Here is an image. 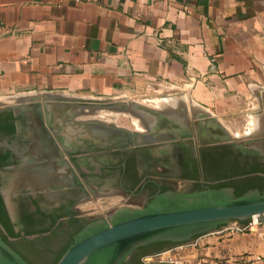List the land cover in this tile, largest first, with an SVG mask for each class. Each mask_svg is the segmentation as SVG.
<instances>
[{"label": "crops", "instance_id": "1", "mask_svg": "<svg viewBox=\"0 0 264 264\" xmlns=\"http://www.w3.org/2000/svg\"><path fill=\"white\" fill-rule=\"evenodd\" d=\"M155 83L238 128L242 106L264 98V0H0V106L20 107V129L58 130L74 121L65 107L77 99L113 102ZM174 254L264 264V223L225 226L144 261Z\"/></svg>", "mask_w": 264, "mask_h": 264}, {"label": "flooded vegetation", "instance_id": "2", "mask_svg": "<svg viewBox=\"0 0 264 264\" xmlns=\"http://www.w3.org/2000/svg\"><path fill=\"white\" fill-rule=\"evenodd\" d=\"M74 107V121L46 131L36 123L20 129L25 116L0 106V235L30 264H56L83 227L107 217L112 208L86 207L98 197L142 206L165 190L264 188V98L256 133L246 140L181 103L141 114L134 130L97 117L79 125L93 108ZM167 243L149 244L124 264H146Z\"/></svg>", "mask_w": 264, "mask_h": 264}, {"label": "water", "instance_id": "3", "mask_svg": "<svg viewBox=\"0 0 264 264\" xmlns=\"http://www.w3.org/2000/svg\"><path fill=\"white\" fill-rule=\"evenodd\" d=\"M74 102L65 107L68 114H75V105L123 108L138 115L165 113L139 103L96 99H77ZM32 106L34 117L43 126V111L39 105ZM78 123L90 126L86 122ZM48 138L52 140L49 133ZM12 145L18 147L19 142L14 141ZM27 171L24 167L23 173ZM112 209L107 217L95 219L83 227L56 264H123L134 251L152 243H175L170 248L194 243L197 236L225 226L242 228V222L251 220L253 216L257 217L258 223H264V188H251L239 195L230 186L197 191L165 190L145 205H122ZM0 264L30 263L0 235Z\"/></svg>", "mask_w": 264, "mask_h": 264}, {"label": "rangeland", "instance_id": "4", "mask_svg": "<svg viewBox=\"0 0 264 264\" xmlns=\"http://www.w3.org/2000/svg\"><path fill=\"white\" fill-rule=\"evenodd\" d=\"M172 90L162 88L158 83L150 85L145 88L143 92L132 93L129 98L118 99L113 102H120L123 104H133L139 103L144 106H148L153 109L164 110L168 109L171 105L176 104V99L172 96ZM167 97V98H166ZM109 101V100H107ZM112 102V101H109ZM159 103H163L164 105L157 106ZM260 104L256 103L254 99H250L244 106H242V111L237 116L238 119V128L231 129L228 128L225 123L220 122L227 130L228 134L231 137H236L238 139L246 140L250 139L254 136L256 132H253L254 129L257 128L259 123V117L257 108ZM91 114L93 117L96 116L100 120L105 121H114L115 124L126 127L127 129L134 130L136 128H141L142 126L139 123L140 115L132 110H125L123 108H100L97 112L94 110ZM90 114V113H87ZM83 114V115H87ZM89 115V116H91ZM87 117V116H86ZM120 201L118 198H102L98 197L96 201H92L88 206H92L91 209L99 210V213L106 212L111 208H116L120 206ZM128 205V204H127ZM132 206H138L135 204H130ZM178 257V255L174 254ZM151 264H167L166 262L159 263L155 259L151 260Z\"/></svg>", "mask_w": 264, "mask_h": 264}, {"label": "trees", "instance_id": "5", "mask_svg": "<svg viewBox=\"0 0 264 264\" xmlns=\"http://www.w3.org/2000/svg\"><path fill=\"white\" fill-rule=\"evenodd\" d=\"M261 189H263V188H261ZM244 191H236V194L237 195H239V194H241V193H243ZM251 220H247V221H245V222H242V224L244 225V226H246V225H248V223L250 222ZM8 231H9V234H10V236H15V233L13 232V230H11V229H8ZM4 239L5 240H7V238L6 237H4ZM73 241V239H71V241L64 247V249H63V251L60 253V257H61V255L65 252V250L69 247V245L71 244V242ZM167 244H169V245H167L165 248H162V249H159V250H157V251H155V252H152L153 254H156V253H159V252H161V251H164L165 249H168V248H170L169 246H171V245H174L175 243H172V242H170V243H167ZM146 247L144 246V247H141V248H139L138 250H136V251H134L131 255V258L135 255V253L137 252V251H139V250H144ZM145 255H148V252H145V253H143V255H142V257L143 256H145ZM59 257V258H60ZM124 264V263H123Z\"/></svg>", "mask_w": 264, "mask_h": 264}, {"label": "built area", "instance_id": "6", "mask_svg": "<svg viewBox=\"0 0 264 264\" xmlns=\"http://www.w3.org/2000/svg\"><path fill=\"white\" fill-rule=\"evenodd\" d=\"M251 223H257V220L252 218ZM163 262H166L167 264H186L185 260L175 255L168 256L165 260H163Z\"/></svg>", "mask_w": 264, "mask_h": 264}, {"label": "bare ground", "instance_id": "7", "mask_svg": "<svg viewBox=\"0 0 264 264\" xmlns=\"http://www.w3.org/2000/svg\"><path fill=\"white\" fill-rule=\"evenodd\" d=\"M167 98V97H166ZM164 104L163 103H159L157 106H163ZM253 218H255V219H257V217L256 216H253Z\"/></svg>", "mask_w": 264, "mask_h": 264}]
</instances>
